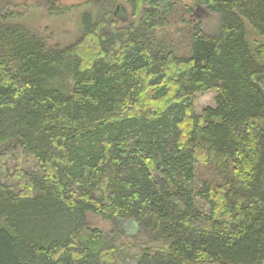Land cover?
<instances>
[{
  "label": "trees",
  "instance_id": "obj_1",
  "mask_svg": "<svg viewBox=\"0 0 264 264\" xmlns=\"http://www.w3.org/2000/svg\"><path fill=\"white\" fill-rule=\"evenodd\" d=\"M119 1L135 25L105 0L61 47L0 0V174L16 180L0 184V264H264V0H191L183 15L220 21L187 20L186 58L156 36L177 0Z\"/></svg>",
  "mask_w": 264,
  "mask_h": 264
},
{
  "label": "rangeland",
  "instance_id": "obj_2",
  "mask_svg": "<svg viewBox=\"0 0 264 264\" xmlns=\"http://www.w3.org/2000/svg\"><path fill=\"white\" fill-rule=\"evenodd\" d=\"M105 0H2V5L7 10L18 11L20 17L11 20L15 24H19L29 30L38 37L46 40L48 45H58L65 47L81 36L82 17L88 13L93 17L96 15V8L103 4ZM115 3L113 13L115 22L118 26L125 24H136L138 18L130 16V10L127 4L119 0H109ZM173 11L168 16V26L157 31L156 36L159 43L163 45V49L171 50L176 57L186 58L189 56V42L191 28L187 25V20H192L200 24V28L206 33H213L219 26V16L209 12L206 8L196 10L194 15H183L184 6L191 5V0H177ZM53 2V4H52ZM122 9V11H121ZM117 15V16H116ZM250 38L256 37L249 30ZM217 93L208 91L197 93L194 99V109L200 114L208 107H214L215 97ZM15 161L9 160L6 168L8 175L11 177L15 167ZM20 168L28 173H39L36 160L32 156L20 159ZM203 170V169H202ZM209 176L203 171H197L194 180V189L197 190L203 179ZM10 182L15 186L16 180L10 179L0 174V184ZM197 206L204 211H208V207L200 198L195 200ZM85 227L98 229L104 234L110 232V224L103 221L100 217L87 214L84 221ZM118 228L121 236L130 239L136 236L138 230L137 225L132 220L118 221Z\"/></svg>",
  "mask_w": 264,
  "mask_h": 264
}]
</instances>
